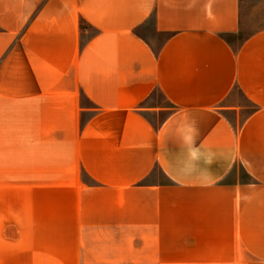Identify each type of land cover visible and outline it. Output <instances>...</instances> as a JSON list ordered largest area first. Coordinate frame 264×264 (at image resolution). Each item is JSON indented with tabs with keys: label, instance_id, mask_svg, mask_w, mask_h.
Returning a JSON list of instances; mask_svg holds the SVG:
<instances>
[{
	"label": "crops",
	"instance_id": "crops-1",
	"mask_svg": "<svg viewBox=\"0 0 264 264\" xmlns=\"http://www.w3.org/2000/svg\"><path fill=\"white\" fill-rule=\"evenodd\" d=\"M263 2L0 0V264H264Z\"/></svg>",
	"mask_w": 264,
	"mask_h": 264
},
{
	"label": "rangeland",
	"instance_id": "rangeland-1",
	"mask_svg": "<svg viewBox=\"0 0 264 264\" xmlns=\"http://www.w3.org/2000/svg\"><path fill=\"white\" fill-rule=\"evenodd\" d=\"M258 8V10L261 11H253V4H247L245 7H243L241 13V32L239 35L229 36L228 39L231 42L237 43L245 35H248L264 27V5ZM155 98L157 103H164L163 96L159 92H155Z\"/></svg>",
	"mask_w": 264,
	"mask_h": 264
}]
</instances>
